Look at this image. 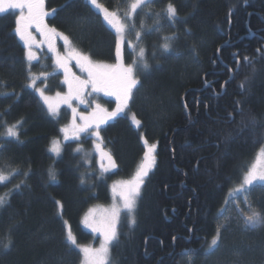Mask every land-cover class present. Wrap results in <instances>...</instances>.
<instances>
[{
    "label": "trees",
    "instance_id": "obj_1",
    "mask_svg": "<svg viewBox=\"0 0 264 264\" xmlns=\"http://www.w3.org/2000/svg\"><path fill=\"white\" fill-rule=\"evenodd\" d=\"M98 2L121 12L132 0ZM170 2L178 10L175 21L166 16ZM45 9L48 26L71 41V51L60 44V52L68 57L79 52L95 62L118 60L117 34L90 0H45ZM17 15H0V143L6 148L0 172L8 177L0 182V196L8 200L0 208V264H81L79 244L98 239L83 225L84 213L110 202L111 182L132 175L152 145L155 164L144 178L136 224L124 214L109 264H189L184 249L192 250L191 264H264V224L246 228L240 217L241 209L247 211L243 196L235 204L228 198L264 143V0H151L137 9L131 20L143 25L137 48L146 50L149 68L140 67L138 51L125 40L121 54L127 63L136 61L139 83L129 112L108 121L99 134L118 165L106 175L88 159L90 134L65 142L59 156L50 151L67 109L51 113L36 88L63 90V72L42 76L57 65L55 55L42 48L34 49L41 52L37 61H28L15 33ZM31 31L41 43L35 26ZM165 37L171 38L169 52L162 49ZM70 63L87 79L75 58ZM103 98L107 106L117 105L115 96ZM17 123L19 138L6 137V127ZM50 168L55 181L49 180ZM245 195L264 213V184L256 182ZM220 224H226L221 241L209 250ZM69 231L76 245L66 239Z\"/></svg>",
    "mask_w": 264,
    "mask_h": 264
},
{
    "label": "snow or ice",
    "instance_id": "obj_2",
    "mask_svg": "<svg viewBox=\"0 0 264 264\" xmlns=\"http://www.w3.org/2000/svg\"><path fill=\"white\" fill-rule=\"evenodd\" d=\"M151 0H132L129 11L125 14L126 17L131 20V18L136 14L137 9H143L150 4ZM90 3L95 6L103 14V19L115 29V32L118 37V43L116 47V55L119 63L116 65H108L99 62H94L90 57L83 55L79 52H74L70 57L63 58L59 55L56 57V64L59 68L64 70L65 83L68 86V93L62 98L63 101L69 106H71V101L73 99H78L80 103H86L83 98L84 92L91 86L93 92H104L105 95L115 96L117 100L116 110L113 112H108L106 109H103L99 104H96L95 108L88 116H80V119L84 121L82 126L76 125V110L73 109V120L72 127L75 132L87 131L89 127L94 126V133L99 138L100 125L107 123L108 120L115 118L118 114L124 111L128 106V102L132 98V90L137 86L139 81L135 77L136 71V61H133L132 65L125 66L122 62L121 46L125 44V32L128 28V25L121 23L120 17L115 11H110L107 7L98 2V0H90ZM244 3H247V0H244ZM56 10L53 9L54 13ZM18 13L16 19L15 33L19 36L20 40L23 41L25 48L27 49V59L32 61L36 59L35 53L32 51L33 45L37 44L34 35L32 34L31 29L35 26L36 30L44 36L49 41V47L53 48L51 44V37L56 35H63L57 33L55 28H50L46 23V17L49 16V12L45 9V0H0V15L9 14V13ZM158 15V14H157ZM229 17L232 15V10H229ZM249 15H251L249 13ZM166 16L169 21H175L178 19V10L173 3H169L166 9ZM228 23H231V20H228ZM264 23V21H262ZM132 27L135 28L134 22ZM143 27V25H141ZM137 40L141 38V33H135ZM63 39L66 44H70L71 41L67 36H63ZM170 37H165V42L162 45L164 52L171 51ZM129 46L135 50V45H132L129 42ZM54 50V48H53ZM259 52L260 50L257 49ZM146 50L141 47L137 53L140 60V67L143 70H148L149 64L145 57ZM154 55V53H153ZM75 58L77 64L81 70L87 73V79H81L80 77L75 76L74 73H71V70L68 67V59ZM246 61V66L252 67L253 61L249 57H244ZM237 68L233 70L235 73L239 70L240 61L238 57L235 59ZM253 74L255 73V68H252ZM36 77L32 76V87H35ZM249 81V77H245V81L241 82L239 87L245 89V84ZM227 83V82H225ZM41 97L48 103L49 110L55 114L57 108L49 102V98L44 96L42 89L38 90ZM59 97L60 94L57 93ZM237 104L240 102L237 101ZM243 109H240V112L237 114H242ZM132 119L135 121V124L138 126L140 124L139 120L135 119L133 115ZM234 122V117L232 118ZM252 125L255 126L256 122L253 119ZM20 124H13L6 127V137L10 138H19V128ZM261 133L260 137L262 142H264V125H260ZM65 133L68 132V129L63 130ZM67 139V135L65 136ZM99 148V145H97ZM5 145L0 143V152L5 151ZM155 150V145H152L146 153L145 163L141 165L140 171L137 173L134 181L128 182V186L121 191L120 195L124 201L123 207L128 210L129 213L133 211L136 206V199L139 195L140 188L143 184V178L148 175L149 170L155 164V157L152 153ZM51 152L55 153L57 156L61 153V145L59 141L54 140L52 142ZM80 151V149H76ZM108 155V154H106ZM260 156L264 158V149H261ZM109 161H111V156L108 155ZM27 176V173H23ZM48 177L50 181H55L57 179L56 171L52 168L48 170ZM8 179L2 172H0V182H4ZM83 182V181H82ZM256 182L264 184V167L258 168L257 165H253L252 168L248 171L247 175L244 177L243 182L232 190L230 196L232 197V202L236 203L237 196H243L244 203L246 205L247 211L241 209L240 217L246 228H256L258 225L264 224V213L256 210L251 203L247 201V196L245 195L250 187L253 186ZM16 189L20 188V184L15 185ZM8 203L6 196H0V208H3ZM227 203V201H226ZM238 206V205H237ZM220 212H225V208L219 209ZM117 213H113V220L105 225L102 228H95L94 230L103 231L104 243L98 249H93L89 247L81 248L83 253V264H107L109 256V246L113 241L117 240V233L115 228V217ZM230 219V218H227ZM130 223L135 225L136 220L133 216L130 220ZM226 229V224L217 225L215 235L211 239L209 244V250H212L218 246L221 241L222 230ZM66 239L72 244L76 245V238L72 235L71 231L68 232ZM176 237H173L175 241ZM12 241L8 240L7 243L3 244L5 249L11 247ZM184 254H187L189 257V264H191V249H184Z\"/></svg>",
    "mask_w": 264,
    "mask_h": 264
},
{
    "label": "rangeland",
    "instance_id": "obj_3",
    "mask_svg": "<svg viewBox=\"0 0 264 264\" xmlns=\"http://www.w3.org/2000/svg\"><path fill=\"white\" fill-rule=\"evenodd\" d=\"M129 6L126 8H123L121 10V12L117 11L116 13L120 17L121 23L128 25V28L125 32V40H127L128 45H129V42H131L132 45H135V50L139 51V48H137V46L139 47L140 44L137 41L135 33L138 31V29L141 27V25L135 24V28L132 27V23H133L132 20L133 19L131 18L132 20H129L125 15L129 11ZM133 18H134V16H133ZM57 33H59V32H57ZM61 34H63V33H61ZM39 35H41V34L39 33ZM63 36H65V35L63 34V35H56V36L51 37V44H52L54 50H53V48L49 47V41L44 36H42V42L33 45L32 51L35 53L36 59L32 60V62H35L40 58L38 56V54L41 55V52L38 51V49L36 50L37 53L34 51V49L37 47L42 48V50L45 51L47 53V55H49L48 53L51 52V53H53V55H55V57H57V55H59L63 58H68L66 53L70 52L72 47L70 44L65 43ZM35 40H37L36 37H35ZM62 41L65 43L64 45L62 44ZM136 41H137V44H136ZM60 44L66 50L69 49V51H67V52L61 51L60 52L59 51ZM55 57H52V59L55 60L56 59ZM70 61H71V58L68 59V67L71 70V73H74L75 76L83 79L84 76H81L82 73L79 72L78 70H75L73 67L70 66V64H71ZM119 62H120V60H117L116 62L101 61L99 63L108 64V65H116ZM122 62L125 66L132 65V63H127V61L125 60V58L123 56H122ZM137 63H140L139 58H137ZM54 64H56V62ZM50 69H51L50 71H47L46 74H42V76L48 77L51 73H53V71H56V70L60 71L61 70L63 72V79H61V76H60V79L63 81V90H61L59 92H49V91H46L44 88L39 87V86H37L36 90L37 91L40 89L43 90L44 96L48 97L49 102L52 103L57 108V111L55 113L56 115L59 114V112H60L59 110L61 108L64 107L67 109L66 116L62 119L64 121V124L62 123V125H61L62 126V134H61V136L56 137L54 139V140L60 142L61 151H62V147H63L65 142H68V141H71L74 139H80L83 137V135L85 133H86V135L90 134L93 137V140H92V148L91 147L89 148L88 159H89V161L92 160V162L95 164V166H96L95 170L99 171L101 175H106L107 173H111V172L115 171L117 169V166H118L117 162L115 161V159L112 155V152L110 151V148L108 147V145H106L105 142L100 138V135H99V138L95 135L94 126L89 127L87 129V131H81V132L77 133L74 131V129L72 127V120H73V109L76 110V117H77L76 118V125L82 126L84 121L80 119V116H82V115L88 116L92 112V110L95 108L96 104H99L100 106L106 105V106H104L103 109H108L107 111L109 113L115 111L117 105H115L113 107L107 106L108 105L106 103L107 100H105L103 98V97H105V93L104 92H93L91 90V86H89V88L83 94V98L85 99L86 103L82 104V103H80V101L78 99H73L71 101V106H69V104L65 103L62 99L68 93V86L64 82L65 81L64 70L59 68L57 65H55V67L50 68ZM34 75H37V79H40L38 76V72L35 71ZM135 77H136V75H135ZM136 79H137V77H136ZM35 83H36V80H35ZM53 83H54L53 81L49 82V83H45V87H52L54 85ZM135 88L132 90V98H133ZM38 93H39V91H38ZM57 93L60 94L59 97L57 96ZM39 95H40V93H39ZM107 96L108 95H106V97ZM41 98L45 102L43 97H41ZM132 98L128 102V106L121 113H124V112L128 113L129 112ZM45 104H46L47 108L49 109L48 103L45 102ZM110 120H112V119H110ZM110 120H108V121H110ZM105 124L106 123H103L100 125L99 134L102 132V127ZM65 128L68 129L67 133H65L63 131ZM66 135H67V139H65ZM97 145H99V148H97ZM51 147H52V144H51ZM148 149H147V153H148ZM261 149H264V143L259 148H257L256 152L254 153L252 162L248 166V170L244 174L241 181L238 184H236L233 188L230 189L228 198H230V193L232 192V190L234 188H237L243 182L244 177L247 175L248 171L252 168L253 165H257L258 168L264 167V158H262L260 156ZM106 154L111 156V161H109L108 155H106ZM152 155L155 157L154 152L152 153ZM145 159H146V155H145L143 162L141 164H139L138 168L134 171V173L132 175L126 176V177H118V178H115L111 182L112 198H111L110 202L95 204V205L91 206L84 213L83 225L85 226V228H87L88 230L93 232L94 237L98 238V239H97V242H93V240H92L91 242H88V243H82V244L80 243L79 244L80 248L89 247V248H93V249H98L101 247V245L104 243L103 231L102 230L97 231L94 229L95 228H102L103 225L111 222L113 220V213L114 212L117 213V215L115 217V228H116L117 235H118V231H119V225L123 219L124 214L126 213L127 216L130 218V220L134 216V213H135L136 207H137V203H138V199H139V196L141 194L144 182L140 188L139 195L136 199V206L131 213H129L128 210L123 207L124 201H123L120 193H121V191H123L128 186V182L135 180L137 173L140 171L141 165H143L145 163ZM151 169L149 170V172L151 171ZM144 178H143V181H144ZM74 237H75V235H74ZM115 241H113V243L109 246L110 250H109V256H108L107 264H109L112 261V251H113L112 246H113ZM81 264H83V253H82Z\"/></svg>",
    "mask_w": 264,
    "mask_h": 264
},
{
    "label": "flooded vegetation",
    "instance_id": "obj_4",
    "mask_svg": "<svg viewBox=\"0 0 264 264\" xmlns=\"http://www.w3.org/2000/svg\"><path fill=\"white\" fill-rule=\"evenodd\" d=\"M105 96H106V95H105ZM108 97H110V98H111V97L114 98V96H109V95H108Z\"/></svg>",
    "mask_w": 264,
    "mask_h": 264
},
{
    "label": "water",
    "instance_id": "obj_5",
    "mask_svg": "<svg viewBox=\"0 0 264 264\" xmlns=\"http://www.w3.org/2000/svg\"><path fill=\"white\" fill-rule=\"evenodd\" d=\"M221 48V47H220ZM219 55H220V49H219Z\"/></svg>",
    "mask_w": 264,
    "mask_h": 264
}]
</instances>
